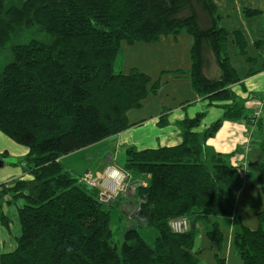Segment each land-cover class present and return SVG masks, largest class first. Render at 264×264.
<instances>
[{"label": "trees", "instance_id": "1", "mask_svg": "<svg viewBox=\"0 0 264 264\" xmlns=\"http://www.w3.org/2000/svg\"><path fill=\"white\" fill-rule=\"evenodd\" d=\"M219 18L213 0H0V51L7 49L9 58L0 65V132L27 150L22 165L31 175L9 188L0 184L1 197L11 193L24 200L16 247L0 254V264H202L201 249L195 250L199 225L218 245L216 264H225L221 226L235 216L243 179L230 155L214 151L207 140L224 121L247 127L258 122L259 134L262 119H254L232 89L241 78L227 54V40L232 34L240 54L246 41L218 26ZM31 30L42 35L22 41ZM181 33L192 37L191 63L186 72H174L187 75L208 105L228 103L201 132L196 129L205 113L178 121L177 145L125 150V171L149 175L146 186L138 185L131 217L154 236L149 244L136 227L129 228L118 250L110 204L100 202L98 191L59 158L127 129L128 113L158 93L160 78L136 67L116 69L122 44H155ZM263 45L264 40L256 41V48ZM209 55L217 76L206 72ZM165 110L159 126L167 124ZM259 156L250 186H260L264 195V137ZM179 217L189 220L186 232L169 226ZM256 218V228L238 223L232 233L231 247L242 264H264V205ZM0 221L7 224L1 213Z\"/></svg>", "mask_w": 264, "mask_h": 264}, {"label": "crops", "instance_id": "2", "mask_svg": "<svg viewBox=\"0 0 264 264\" xmlns=\"http://www.w3.org/2000/svg\"><path fill=\"white\" fill-rule=\"evenodd\" d=\"M213 2L220 15L218 26L229 33H240L246 41L245 54H240L232 34L227 40V54L241 78V82L233 84L232 89L250 111L252 117L257 121L262 119V130L258 134L255 128L257 126L247 127L242 122L224 121L216 134L207 140V145L220 154L230 155L231 165L248 169L247 182L238 189L236 200L238 197L243 199L251 210L255 207L254 204L259 205V212L264 205L262 199L261 202H258L261 196L259 193L253 196L252 192L248 190L256 187L250 186L257 173L252 165H256L260 160L259 143L264 134V118H262L264 112V45L256 48V41L264 40V0H213ZM243 9L261 10L262 13L246 17ZM192 42L190 35L181 33L176 38L162 37L155 44L135 43L137 47H134L135 44L122 45L126 50L131 48L130 52L133 49L136 50L133 53L135 59L131 57L132 54L126 55L130 58L123 71L136 67L150 75L152 79L160 78L161 87L158 93L148 96L141 109L128 113L131 126L127 129L61 156L59 162L77 177L86 171L100 177L106 166H114L125 171V150L128 147L142 150L177 145L181 142L177 122L185 117H194L196 113H205L200 126L196 129L197 132H201L215 121L222 114L220 106L228 102H214L208 105L206 100H202L192 90L187 75L174 72L189 70ZM127 45L128 47H125ZM232 55L235 58L241 57L245 62L244 65L240 59L235 62ZM131 62L132 65H129ZM213 66L215 71L210 77L219 74L214 63ZM251 70L256 73L247 76L246 73ZM241 84L244 85L245 90H242ZM258 107L260 111L255 116L254 112ZM163 109H166L167 124L159 126V116ZM26 153L27 150L23 146L14 143L0 132V160L3 162V166L0 167V184L5 183V186L9 188L17 180H31V175L22 165V159ZM6 160L9 167H5ZM127 173L130 177L129 188L118 201L111 203L108 207H115L131 218L137 204L138 185L146 186L149 175L135 176L130 172ZM23 203L22 198H11V193L0 196V213L5 216L7 222V224H3L0 221V254L11 252L16 247V238L21 233L18 209ZM238 223H242V221L236 209L235 216L231 217L229 223V226H233V231L228 234L229 245L227 249L225 248L223 256L220 252V255L225 259V264H229L231 258L232 233L237 229ZM199 228L203 229L200 225ZM198 249L202 251L203 247L195 243V250ZM215 251H217V247ZM236 258L239 257H235L232 263L242 264Z\"/></svg>", "mask_w": 264, "mask_h": 264}, {"label": "rangeland", "instance_id": "3", "mask_svg": "<svg viewBox=\"0 0 264 264\" xmlns=\"http://www.w3.org/2000/svg\"><path fill=\"white\" fill-rule=\"evenodd\" d=\"M41 35H42L41 33H38L35 30L34 31L31 30V31L25 33L24 36L21 37V38H22V41H23V40L29 39L30 37H39L40 38ZM122 45H126V44L123 43ZM136 45L137 44H135L134 47H137ZM125 47H128V45L125 46ZM130 49L131 48H127V50H126L124 47H121L119 55H118V57L116 59V69L120 68L121 70H123L125 68L127 60H129V58H130V57H126V55L129 56V55L132 54L131 57L133 59H135L133 53L136 50L133 49L132 52H130ZM6 50L7 49L0 51V65L8 62V60H9V58L7 56L8 53L6 52ZM232 57L235 60V62H236V60L240 59V62L244 65L245 62L242 60L241 57L240 58H235L234 55H232ZM207 58H208V62H209V68L206 70V72H207V74L209 76H212L214 74L215 68L213 66V61H212L210 55H209V57L207 56ZM129 65H132V62ZM256 111H257V113L260 111L259 107L257 108ZM262 118H264V112L262 114ZM252 125L253 126H257L254 121H253ZM255 128L258 131V128L257 127H255ZM6 162H7V164H5V167H9V163H8L7 160H6ZM19 165H20V163H19ZM252 168L254 169L255 165H252ZM126 175H127L126 176L127 180H126L125 184H126V190H127L129 188V182L128 181H129L130 177H129V173H127V172H126ZM3 184H5V183H1V185H3ZM85 186H88V185L85 184ZM90 188L91 189H95L97 191L96 188H93V187H90ZM248 191H251L253 196L255 194L259 193L261 198H260V200L258 202H261V199H262L263 204H264V195H263V193L261 191L260 186H256L252 190L250 189ZM121 196H119V198ZM118 199H116L114 202L118 201ZM254 206L255 207H253V210H251L246 205V203H244L243 199H241L239 197L237 199V210H238V214L240 216V219L242 221V224H244L245 226H248L250 228H256L257 227L256 213L258 212L260 207L257 204L256 205L254 204ZM109 209H110V227H111V230H112V233H113V239L112 240H113V242H115L117 244L118 250L120 249V246H121V243H122V234H123V232L125 230H127L129 228H133V227H136L139 230L140 235L144 238V240L146 242H148L149 244L152 243V238H153L152 236H154V232H153V230L151 228L137 226V223H135L134 218H132V217L129 218L125 213H123L121 210L116 209L115 207H111ZM200 226L203 227V225H200ZM197 227L199 228V226H197ZM232 228H233V226H229V225L227 226L225 224H222V226H221V230H222V232L224 234L222 250H221V255L222 256L225 254V248L227 249V247L229 245V243H228V234H230L231 231H233ZM236 228H237V226H236ZM198 230H199V232H198V235H197V238H196V243L198 244V246L203 247L202 251L198 254V257L200 258L202 264H216L215 259H214V253L217 252L215 250H216V247L218 248V245L216 243H214V242H211V240H209V238H207L204 228L203 229L199 228ZM230 255H231V258H230L229 264H235V263H232V261L237 256L233 253L232 250H230ZM236 259H238V261L241 262L239 258H236Z\"/></svg>", "mask_w": 264, "mask_h": 264}, {"label": "built area", "instance_id": "4", "mask_svg": "<svg viewBox=\"0 0 264 264\" xmlns=\"http://www.w3.org/2000/svg\"><path fill=\"white\" fill-rule=\"evenodd\" d=\"M257 116V111L254 112ZM242 174L243 184L247 182L248 169L246 167H239ZM126 173L114 166H106L100 177L93 173L86 171L79 177V180L89 187L96 188L98 191V199L104 204H111L126 192ZM1 189V186H0ZM169 226L175 233L186 232L190 227L189 220L186 217H179L170 220Z\"/></svg>", "mask_w": 264, "mask_h": 264}, {"label": "water", "instance_id": "5", "mask_svg": "<svg viewBox=\"0 0 264 264\" xmlns=\"http://www.w3.org/2000/svg\"><path fill=\"white\" fill-rule=\"evenodd\" d=\"M3 166V162L0 160V167H2Z\"/></svg>", "mask_w": 264, "mask_h": 264}]
</instances>
